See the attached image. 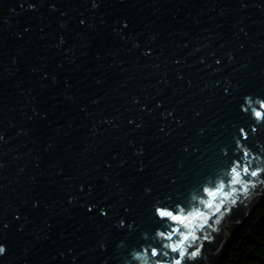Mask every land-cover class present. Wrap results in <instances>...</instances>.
Listing matches in <instances>:
<instances>
[{"label": "water", "instance_id": "obj_1", "mask_svg": "<svg viewBox=\"0 0 264 264\" xmlns=\"http://www.w3.org/2000/svg\"><path fill=\"white\" fill-rule=\"evenodd\" d=\"M262 104L264 0H0V264H222Z\"/></svg>", "mask_w": 264, "mask_h": 264}, {"label": "trees", "instance_id": "obj_2", "mask_svg": "<svg viewBox=\"0 0 264 264\" xmlns=\"http://www.w3.org/2000/svg\"><path fill=\"white\" fill-rule=\"evenodd\" d=\"M222 264H264V202L235 236Z\"/></svg>", "mask_w": 264, "mask_h": 264}, {"label": "snow or ice", "instance_id": "obj_3", "mask_svg": "<svg viewBox=\"0 0 264 264\" xmlns=\"http://www.w3.org/2000/svg\"><path fill=\"white\" fill-rule=\"evenodd\" d=\"M260 107H261V108H264V104L260 105ZM257 116H258V118H260V119H261V118H264V113H262L261 111H258V112H257ZM242 132H243V131H242ZM235 171H236V170L233 169V172H235ZM245 171H247V169H245ZM253 174H256V173L253 172L252 175H253ZM236 177H237V180H236L235 182H238L239 173H236ZM208 195L211 196V197H213V198H215L216 195H217V192H209ZM202 202H203V201H202ZM208 206L211 207V202H209ZM202 215H203V214H202V213H199V212H197V213H193V214H191V218H192V219H195V218H198V217H200V216H202ZM159 216H160V218H167V220H172V221H174V222H178V223H180V224H184L186 220H189V219H190L189 216L175 215V214L173 213V211H171V210H164V209H162V210L160 211ZM175 231H177V229H173V230H172L173 233H174ZM165 239L171 240V239H172V236L169 235V236L165 237ZM184 239L187 240V239H188V236H184ZM177 247H179V244H177ZM172 251L175 252V251H176V248H173ZM181 255H183V252H181ZM177 264H179V261H177Z\"/></svg>", "mask_w": 264, "mask_h": 264}, {"label": "clouds", "instance_id": "obj_4", "mask_svg": "<svg viewBox=\"0 0 264 264\" xmlns=\"http://www.w3.org/2000/svg\"><path fill=\"white\" fill-rule=\"evenodd\" d=\"M4 251H5V249L2 246H0V254H3Z\"/></svg>", "mask_w": 264, "mask_h": 264}]
</instances>
